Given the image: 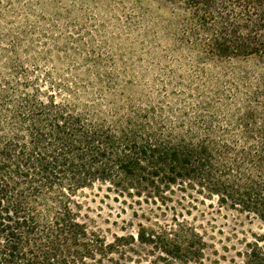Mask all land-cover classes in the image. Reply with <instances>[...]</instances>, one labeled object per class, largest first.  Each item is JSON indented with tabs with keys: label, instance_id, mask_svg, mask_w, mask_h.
Wrapping results in <instances>:
<instances>
[{
	"label": "trees",
	"instance_id": "trees-1",
	"mask_svg": "<svg viewBox=\"0 0 264 264\" xmlns=\"http://www.w3.org/2000/svg\"><path fill=\"white\" fill-rule=\"evenodd\" d=\"M166 1L178 16L177 43L198 61L250 62V71L238 70L225 89L205 77L167 132L150 113L110 119L43 91L50 81L0 76V264H105L134 242L179 264L203 256V236L184 220L108 243L82 221L77 201L95 186L138 204L172 202L178 192L187 215L194 202L214 200L264 224V0ZM248 258L264 264L253 250Z\"/></svg>",
	"mask_w": 264,
	"mask_h": 264
},
{
	"label": "rangeland",
	"instance_id": "rangeland-1",
	"mask_svg": "<svg viewBox=\"0 0 264 264\" xmlns=\"http://www.w3.org/2000/svg\"><path fill=\"white\" fill-rule=\"evenodd\" d=\"M177 21L166 0H0V76L50 81L55 87L43 91L72 96L79 109L99 110L110 119L150 113L167 132L205 77L220 78L225 89L238 70L251 66L198 61L177 43ZM179 196L138 204L95 186L77 201L82 221L108 243L115 236L135 237L140 226L161 232L184 220L206 243L203 256L187 264H250L252 250L264 257L261 221L219 208L214 200L194 202L187 215L176 202ZM111 258L105 264H179L137 242Z\"/></svg>",
	"mask_w": 264,
	"mask_h": 264
}]
</instances>
